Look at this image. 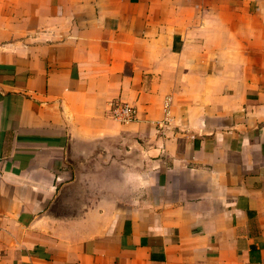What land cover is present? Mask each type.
Listing matches in <instances>:
<instances>
[{
    "label": "crops",
    "instance_id": "1",
    "mask_svg": "<svg viewBox=\"0 0 264 264\" xmlns=\"http://www.w3.org/2000/svg\"><path fill=\"white\" fill-rule=\"evenodd\" d=\"M0 264H264V0H0Z\"/></svg>",
    "mask_w": 264,
    "mask_h": 264
},
{
    "label": "built area",
    "instance_id": "2",
    "mask_svg": "<svg viewBox=\"0 0 264 264\" xmlns=\"http://www.w3.org/2000/svg\"><path fill=\"white\" fill-rule=\"evenodd\" d=\"M163 119L161 122H157V127L164 126L169 120V97H166L163 101ZM109 116L118 121L119 123L126 124L132 122L135 119V109L133 106L119 100L112 101L109 105Z\"/></svg>",
    "mask_w": 264,
    "mask_h": 264
}]
</instances>
